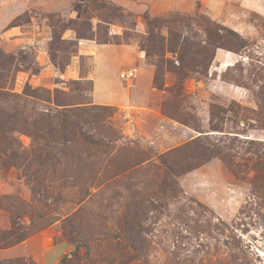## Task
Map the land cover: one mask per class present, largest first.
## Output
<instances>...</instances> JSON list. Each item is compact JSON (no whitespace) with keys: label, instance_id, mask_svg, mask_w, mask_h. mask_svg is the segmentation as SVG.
Wrapping results in <instances>:
<instances>
[{"label":"rangeland","instance_id":"rangeland-1","mask_svg":"<svg viewBox=\"0 0 264 264\" xmlns=\"http://www.w3.org/2000/svg\"><path fill=\"white\" fill-rule=\"evenodd\" d=\"M73 110L105 154L61 143ZM194 140L217 157L169 172ZM262 158L264 0H0V264H264Z\"/></svg>","mask_w":264,"mask_h":264},{"label":"trees","instance_id":"trees-1","mask_svg":"<svg viewBox=\"0 0 264 264\" xmlns=\"http://www.w3.org/2000/svg\"><path fill=\"white\" fill-rule=\"evenodd\" d=\"M177 37L174 35L173 39L169 40V43L167 44L168 50L172 53H177V60L172 64L174 65L173 72H179L180 75L183 74L184 71H194L193 67H196L197 65H200L199 62L196 61V57L201 59V61L205 60V63H208L212 58L214 51L218 48H223L222 45L223 38L222 36H209L207 34L206 36V42L201 41L198 42L200 44L201 49L194 50V46L188 45V41H181L177 39ZM197 45V43H194ZM163 50V43L159 42L158 46L153 48V55L155 53H158V55L161 54V51ZM194 50V51H193ZM150 53V51H149ZM147 56H150V54L147 53ZM172 71V70H171ZM81 111V110H80ZM79 110H73L69 113L63 112L62 115H56V116H46L48 118H55L56 119V125L58 126V133H59V140L62 144L66 143H72L75 139H79L75 143H79L82 147V151H79L81 153H85L87 157H95L98 153H106L108 148V143L105 141L95 140L89 136H85V134H82L79 131V126L76 124V119L80 118L81 113ZM221 109L219 107H213L210 111V123H211V129L213 131L221 130L219 128V124L224 121V116L220 115ZM69 114V115H68ZM81 120V119H80ZM97 120V118L95 119ZM98 121V120H97ZM54 124V125H55ZM51 128V135L50 137L53 138L55 135V127L48 126ZM41 131V130H38ZM54 133V134H53ZM42 138V136H40ZM253 142V141H250ZM253 147L256 145L254 143H250ZM256 151V150H254ZM177 156L180 158L179 162H174V164H170L169 166L165 167L169 170V172L173 173L174 175H178L183 169V172L190 171L191 169L195 168L199 163H204L207 161H210L214 157H217L218 154H215L214 150H211L209 147H205L200 144V141H192L190 144L184 146L181 149H178ZM176 156V155H173ZM264 160V158H262ZM176 164V166H175ZM264 163L262 164V166ZM262 170V169H261ZM260 170V172H261ZM163 184H166L163 182Z\"/></svg>","mask_w":264,"mask_h":264},{"label":"built area","instance_id":"built-area-1","mask_svg":"<svg viewBox=\"0 0 264 264\" xmlns=\"http://www.w3.org/2000/svg\"><path fill=\"white\" fill-rule=\"evenodd\" d=\"M137 76V69L127 68L118 73V78L124 82H130Z\"/></svg>","mask_w":264,"mask_h":264}]
</instances>
